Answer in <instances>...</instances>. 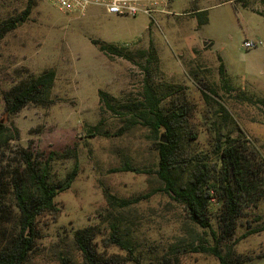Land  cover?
Here are the masks:
<instances>
[{"label":"rangeland","instance_id":"obj_1","mask_svg":"<svg viewBox=\"0 0 264 264\" xmlns=\"http://www.w3.org/2000/svg\"><path fill=\"white\" fill-rule=\"evenodd\" d=\"M25 4L0 0V21L21 13ZM203 10L208 19L199 27L196 17ZM258 12H264L260 0H160L150 14L116 15L92 7L81 16L34 0L28 19L0 39V121L19 129V138L0 158V169L18 165L19 149L42 162L51 151L68 149L77 152L78 173L55 197L58 211L38 218L41 236L28 264H61L64 254L72 264H85L72 235L94 225L101 229L94 240L99 250L124 256V250L107 244L112 222L122 228L143 264H156L168 254L174 258L171 264H219L214 255L193 250L201 237L212 243L210 231L187 218L182 205L161 190L154 173L156 142L164 130L155 137L140 124L125 128L123 118L100 102L99 91L120 102H139L143 85L152 81L166 108L183 104L188 109L186 129L195 137L191 153L213 162L216 143L229 135L246 140L252 161L264 159V107L259 102L264 99V48L243 46L245 39L264 45V16ZM92 39L119 44L135 57L109 56ZM151 46L157 59L146 69L138 52ZM46 68L56 73L53 102L8 114L3 92L19 78ZM93 126L101 134L90 136L87 130ZM73 165L72 157L52 160V178L65 177ZM123 166L140 172L118 170ZM104 191L133 202L126 207L109 204ZM7 200L14 209L11 194ZM251 202L256 205L245 208L234 238L247 222H264V185ZM217 207L213 203V213ZM211 220L216 228L214 216ZM234 249L251 257L244 264H264V231L239 239Z\"/></svg>","mask_w":264,"mask_h":264},{"label":"trees","instance_id":"obj_2","mask_svg":"<svg viewBox=\"0 0 264 264\" xmlns=\"http://www.w3.org/2000/svg\"><path fill=\"white\" fill-rule=\"evenodd\" d=\"M260 2L264 5V0ZM33 6L34 0H26L21 13L2 19L0 39L25 22ZM258 13L264 16V12ZM207 14V10L198 13L196 19L199 27L207 23ZM91 41L98 50L109 56H120L128 60L135 57L119 44L97 39ZM138 54L145 58L146 69L155 65L157 56L153 46L139 51ZM221 72L225 74L223 65ZM55 77V70L46 68L38 74L28 73L19 78L3 92L6 112L16 114L30 104L49 106L53 102L51 95ZM160 92L152 81H148L143 85L142 99L139 102H120L103 90L99 91V100L103 106L123 118L125 128L140 124L148 127L155 137L161 129L164 130L165 140L158 137L160 140L156 142L158 161L154 170L162 184L161 190L182 205L191 222L209 230L211 234L212 243L209 244L206 238L201 237L199 243L192 247L193 250L214 255L219 264H244L250 261L249 255L237 253L234 246L239 239L264 231V222L257 226L247 222L243 233L236 238L234 235L241 224L239 221L245 217V208L256 205L253 202L249 204L252 196L255 192H260L264 185V159L260 157L259 161H252L247 156L246 140L244 142L240 137L229 135L216 143L217 158L213 162L207 160V155L191 153L190 139L195 137H191L186 129L188 109L183 104L166 108ZM259 102L264 107V99ZM87 131L90 136L101 134L98 126L90 127ZM18 138L19 129L16 126L10 127L0 121V158L4 156L10 142ZM16 154L18 165L11 169H0V264L30 262L36 251V240L41 236L38 218L45 213L58 211L55 197L71 186L78 173L76 150L51 151L43 162L25 149H19ZM69 157L74 158L72 169L61 179L52 178L51 161ZM118 170L140 172L130 166H123ZM9 194L14 199V209L8 203ZM104 195L109 204L126 207L133 202V199H118L109 191H104ZM213 203L218 206L214 213ZM211 216L216 219V228L213 227ZM110 230L107 244L119 247L126 254L108 255L100 251L94 240L101 233V229L95 225L87 226L76 229L72 235L83 262L117 264L120 261H129L131 264H143L142 256L134 253L122 228L112 222ZM173 259L171 254L162 255L156 264H171ZM60 260L61 264H72L70 257L65 254Z\"/></svg>","mask_w":264,"mask_h":264},{"label":"built area","instance_id":"obj_3","mask_svg":"<svg viewBox=\"0 0 264 264\" xmlns=\"http://www.w3.org/2000/svg\"><path fill=\"white\" fill-rule=\"evenodd\" d=\"M57 9L78 15H85L92 7H101L105 12L116 15L135 16L150 14L160 0H44ZM243 46L247 49L264 45L261 41L245 39Z\"/></svg>","mask_w":264,"mask_h":264},{"label":"water","instance_id":"obj_4","mask_svg":"<svg viewBox=\"0 0 264 264\" xmlns=\"http://www.w3.org/2000/svg\"><path fill=\"white\" fill-rule=\"evenodd\" d=\"M2 122V121H1ZM162 140H165L163 137H162Z\"/></svg>","mask_w":264,"mask_h":264},{"label":"crops","instance_id":"obj_5","mask_svg":"<svg viewBox=\"0 0 264 264\" xmlns=\"http://www.w3.org/2000/svg\"><path fill=\"white\" fill-rule=\"evenodd\" d=\"M264 256V255H263Z\"/></svg>","mask_w":264,"mask_h":264}]
</instances>
